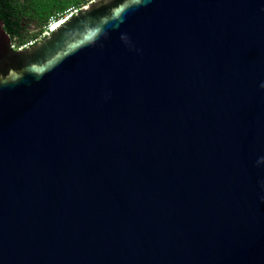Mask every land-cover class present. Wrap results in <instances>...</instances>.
Listing matches in <instances>:
<instances>
[{
  "label": "water",
  "instance_id": "95a60500",
  "mask_svg": "<svg viewBox=\"0 0 264 264\" xmlns=\"http://www.w3.org/2000/svg\"><path fill=\"white\" fill-rule=\"evenodd\" d=\"M0 264H264V0L0 20Z\"/></svg>",
  "mask_w": 264,
  "mask_h": 264
},
{
  "label": "trees",
  "instance_id": "16d2710c",
  "mask_svg": "<svg viewBox=\"0 0 264 264\" xmlns=\"http://www.w3.org/2000/svg\"><path fill=\"white\" fill-rule=\"evenodd\" d=\"M81 0H0V20L14 50L41 39L53 17ZM31 25L35 27L31 28Z\"/></svg>",
  "mask_w": 264,
  "mask_h": 264
},
{
  "label": "built area",
  "instance_id": "2783aa9c",
  "mask_svg": "<svg viewBox=\"0 0 264 264\" xmlns=\"http://www.w3.org/2000/svg\"><path fill=\"white\" fill-rule=\"evenodd\" d=\"M96 1H98V0H81L80 4L68 7L65 11H63L62 13H60V14L56 15L55 17H53L51 19V21L45 27L41 38L49 35L58 26H60L61 24L65 23L67 20L72 18L74 15H76L82 8L88 6V5H90V4H92V3L96 2ZM57 24H58V26H57ZM31 44H33V43H31ZM31 44H29V45H27L25 47H28ZM25 47H23V48H25ZM23 48H20L18 50H21Z\"/></svg>",
  "mask_w": 264,
  "mask_h": 264
},
{
  "label": "rangeland",
  "instance_id": "374dc122",
  "mask_svg": "<svg viewBox=\"0 0 264 264\" xmlns=\"http://www.w3.org/2000/svg\"><path fill=\"white\" fill-rule=\"evenodd\" d=\"M35 27L34 25H31V28Z\"/></svg>",
  "mask_w": 264,
  "mask_h": 264
},
{
  "label": "bare ground",
  "instance_id": "6f19581e",
  "mask_svg": "<svg viewBox=\"0 0 264 264\" xmlns=\"http://www.w3.org/2000/svg\"><path fill=\"white\" fill-rule=\"evenodd\" d=\"M57 26H58V24H57Z\"/></svg>",
  "mask_w": 264,
  "mask_h": 264
}]
</instances>
